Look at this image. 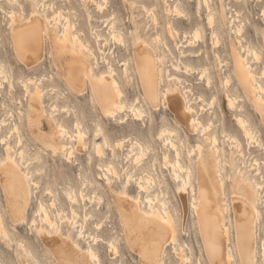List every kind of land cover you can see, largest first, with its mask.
<instances>
[{"label":"rangeland","instance_id":"1","mask_svg":"<svg viewBox=\"0 0 264 264\" xmlns=\"http://www.w3.org/2000/svg\"><path fill=\"white\" fill-rule=\"evenodd\" d=\"M19 1L20 3H11L10 0H0V8L2 6L4 9L0 10V61H3L7 65L9 73L13 76V85L9 83L8 77L5 80L0 77L1 80L3 79V83L0 80V119H8H6L7 122L4 121L6 124H0V135L8 136H5L9 138L6 141L7 144L11 141L10 145H14L16 148L19 147V136L22 137L23 135L22 140L27 145L29 156L33 158L30 161L29 168L31 171L33 170V177L38 180L39 185L37 187L32 185L33 192L31 193V202L25 211V220L16 222L9 215L8 204L0 184V209L5 216L10 232L8 238L3 239L0 237V260L6 264H24L21 258L23 257L27 264H35L37 260L42 264H58L51 257L42 238L37 234L35 224L32 223V219L36 218L37 225H42L40 216L37 214L40 198L47 203L50 202L51 198H56L57 205L51 206L49 209L57 220H60V229L67 236L71 245L78 243L84 249L87 248L88 241L91 240V236L89 237L87 232H90L97 237L94 246L99 253L102 264H142L139 256L133 252L125 238L124 230L115 207L114 196L119 195V192H124L134 197L139 196L142 208L149 210L145 200L147 192L140 191L137 181L140 175L150 173L156 179V183L152 184L150 192L158 193L160 197H165L177 217L179 243L183 246L185 252L191 256V260L186 262V264H209L203 249L197 218L189 206L187 208L184 207L181 200V195L186 197L190 195L189 189L186 188L185 193L179 191V184L183 181L177 180L173 175V169H176L174 168L176 166H173L172 163L171 165L166 164L163 157L168 146L165 144L164 138L160 139L158 132L167 123L166 120L173 123L171 110L161 102L158 109L145 104L143 106L145 113L141 119H136L133 112L129 110L120 112L115 116H104L98 106H96V103L91 99L92 91L90 87L82 95H77L69 89L61 77V73L54 63L52 56H50L49 51L51 53L53 51L51 40H47L45 58L33 68H26L16 58L10 39V16L8 11L13 10V7H15L18 11L17 17L25 19L33 11V8L40 14H43L45 6L48 5L45 14L48 17L51 29H57L61 32L63 27L68 25V22H66L67 24L64 22L66 20L65 17H63L64 20L61 19L59 22L52 19L54 17L52 8L56 6L64 7L65 11H68V15H66L67 20L71 19L70 21L68 20L71 23L68 26L72 27L74 24V27H72L76 31L74 34L79 33L78 36L84 39V41L89 42V44L91 43L90 45L95 50L96 57L98 58V66L94 69L95 74L103 72L108 67L103 57L111 60L119 72L128 102H133L140 95L139 80L133 69V61L131 60L133 46L136 44L138 37L148 40L154 46V50L164 56V80L161 83V89L163 90L168 86L177 88L179 94L186 92L195 109L199 111L202 120L205 123H208L211 118L215 121L214 127L219 130L220 144L225 149V184L229 196H231V182L236 168L247 166V164L254 161V158L260 161L259 167L261 168V174H255V177L264 183V122L261 121L258 111L239 84L233 71V60L231 57V43L239 37L238 32L235 31L236 24L240 23L237 18H234L237 16L236 11L247 19V21L243 20L242 22L245 23V40L255 47L261 44V29L264 27V0H211L210 3L217 10V20L220 23V31L218 33L220 37L217 44L213 40L212 28L207 23V8L203 5H201L200 9L198 8L201 0H105V2L98 0L99 2H104L102 10L98 9L96 2H94L96 0H85L86 2L83 0ZM177 1H181L184 10V13L182 12L183 15L179 16L174 12L168 14L166 10L168 5L175 4ZM34 5H37V7H33ZM143 6L145 8H154L158 21H155L153 14H150L147 10L148 8L145 9ZM19 13H22V15ZM224 18L227 19L226 23L224 22ZM232 19L234 20L232 25H230V20ZM113 20H116L114 25L118 29H116V35H119L117 40L114 38L116 35H111L110 30L111 21ZM169 22H172L179 30L178 36L173 37L169 32ZM199 26H203L205 30L203 38L189 44L187 39L193 36L195 29ZM96 32L102 34L98 42L97 37H95ZM120 34H123V38ZM158 34L162 36L160 41L157 40ZM187 35L189 36L185 37ZM106 37L108 38V42L105 44ZM119 37H121L122 41ZM169 47L173 53H171ZM101 49H104V52H101ZM182 51H184V54ZM217 53L220 54L221 58H218ZM69 58L70 56L68 55ZM219 59H221V62H219ZM251 61L257 72L261 73L264 70V58L261 62L259 61L260 63L253 58ZM124 62L129 65L133 72L130 80H127L123 76ZM176 64L181 68L176 69ZM204 70L207 72L204 73ZM208 78L211 80L210 85L208 84ZM262 79L264 81V76ZM36 86L37 88L39 86L43 90V106L48 115L44 118L45 120L43 119L44 124L42 123V129L51 132L52 126L56 125L55 119L49 117L52 112L72 132H76V124L77 122H81L83 128L87 130V148L85 150L88 151L84 150L85 152L82 154L75 153V156L72 154L69 159L64 152L54 154L50 148L46 149L48 147L44 146L41 140H37L32 135L24 117L28 109L26 89L28 88L27 90H29L30 87L35 92ZM225 90L229 94L237 95L236 106L229 107L227 103H224ZM199 95L202 98L204 97V100H201ZM215 95H217V98L214 100V103H211ZM55 105L58 106L56 107L58 110H54ZM239 113L247 115L254 126L253 133L255 134H253L254 139L251 138V143H248L251 139L244 134L237 123L236 118ZM15 121L17 122L16 125L19 126L16 129L21 130L17 133L16 130V132L12 131L15 129L12 128L11 132H8L10 131V126ZM98 124L103 127V131L111 143L116 144L118 142L115 148V158L113 157L111 147L108 145L104 146L106 155L102 158L96 155L93 142L103 140V136L95 137ZM211 127H208L209 130L206 128L207 132L204 131L205 133L203 132V134L201 129L196 130L194 133L189 132L188 134L179 129L178 141L180 147H182V150L180 148V154L182 151L181 158H178L179 160L181 159L180 162L185 164L191 161L193 166L196 167L198 160L196 144L198 141H204L206 135H211L214 131V127L212 125ZM6 132L8 133L6 134ZM12 133L14 134L10 136ZM226 135H236L239 137L243 143L241 149L246 153L245 157H237L234 166H231L229 161L230 144L232 143ZM136 140L144 143L148 149L147 154L140 162H135V154L129 153ZM6 142H1L0 140L1 157L4 155L3 150ZM193 148L195 149L189 154L190 151L188 150ZM137 149L138 147L134 145L133 152H136ZM207 149V146L203 147L204 152ZM170 152L174 157V150L170 148ZM110 161L114 163L116 169L119 171L118 177L112 176L111 189L104 179V171L108 168L107 164ZM101 165L107 167L103 168ZM21 167L23 170L26 169V165L23 162ZM130 174H133V177H131V181L128 183L127 179ZM83 177H86L88 181L86 182V186L82 185ZM92 180H96V186L91 182ZM74 187H76V192L80 188H83L85 193L93 197L92 202L88 201L89 196H85L86 199L84 201L81 199L87 205L85 208L82 205L80 206L81 216H79V221L76 224L73 223L71 204L69 203V197H67V193L71 192V190H68L74 189ZM47 189H51L50 191L56 195H52ZM261 194L264 195V188H262ZM260 202L262 219L258 226V248L260 250L259 260L264 264L263 199ZM86 211H92L94 216L85 221L84 215ZM81 223H84L83 230L87 233L82 237L79 236ZM97 223H99V226H97ZM109 240H114L118 243H115L119 247L116 256L113 254L115 257L110 254ZM27 249H30L28 253ZM165 255V262L163 264L178 263L179 258L175 256L171 245L166 248Z\"/></svg>","mask_w":264,"mask_h":264},{"label":"bare ground","instance_id":"2","mask_svg":"<svg viewBox=\"0 0 264 264\" xmlns=\"http://www.w3.org/2000/svg\"><path fill=\"white\" fill-rule=\"evenodd\" d=\"M103 1L105 2V0ZM210 1L211 0H201L198 8L200 9L202 7L201 5L207 8V23L212 28L213 40L214 43L217 44L220 37L218 36L220 23L217 20V10L211 5ZM10 2L20 3L19 0H10ZM94 2H96L98 9L102 10L104 2H99L98 0ZM33 7H37V5ZM47 9L48 5L44 8L45 12L40 14L33 8V11L30 12L29 16L25 17V19L17 17L18 11L15 7H13V10L8 11L10 16V39L16 58L22 62L26 68H33L45 58L47 52L46 43L48 39L51 40L53 51L52 53L49 51L50 56H52L54 63L61 73V77L64 79L69 89L77 95H82L87 91V88L90 87L92 91L91 99L96 103V106H98L104 116H115L120 112L129 110L133 112L136 119H141L145 113L143 107L145 104L158 109L160 103L163 102L165 107L170 109L173 114V119L171 118L173 123L166 120L167 123L158 132L160 139L164 138L165 144L168 146L163 157L166 164L171 165L172 163L173 166H176L174 167L176 169H173V175L177 180L183 181L179 184V191L185 193V189H189L188 192H190V195L187 197L181 195V200L184 207L187 208V206H189L197 218L203 249L209 264H262L259 260L258 226L262 219L260 200L263 199L264 202V195L261 194L264 183L255 177V174H261V168L259 167L260 161L254 158V161L252 163L250 162L251 164L249 163L247 166L236 168L235 175L232 177L231 182V196H229L224 175L225 149L220 144L219 130L214 127L215 121L211 118L208 123H205L186 92L183 91L184 93L179 94L177 88L168 86L163 90L161 89V83L164 80V56L155 51L154 46L151 45L148 40L138 37L136 40L137 42L135 41L136 44L133 46L131 60L133 61V69L139 80L140 95L137 96L133 102H128L115 64L111 60H108L107 57H103L108 67L104 69L103 72L95 74L94 69L98 66V58L96 57L95 50L90 45L91 43L89 44V42L84 41V39L78 36V32V34H74V32H76L72 29L74 24L72 27L68 26L71 24L69 23L71 19H68V21L66 18L68 11H65V8L61 6L52 8V13L54 15L52 19L59 22L65 17L67 21L65 20L64 22H68V25H65L66 27L64 26L65 23L63 24L65 28L63 27L61 32H59L57 29H51L50 22L45 14ZM0 10H4L2 6ZM147 10L150 14H153L155 21H158L154 8H148ZM166 10L168 14L174 12L179 16L183 15L182 12L184 13L181 1L168 5ZM19 14L22 15V13ZM236 15L237 16L234 18H237L240 23H237L235 26V31L238 32L239 37L237 38L236 35L237 39L231 43L233 71L244 93L258 111L261 121L264 122V81L262 79L264 70H262L261 73L257 72L251 61L253 58L255 61L261 62L264 58V27L261 29V44L255 47L253 44L246 41L244 37L245 23L242 22L243 20L247 21L246 17H242L238 11H236ZM226 18H224L225 23L227 22ZM233 20L234 19L230 20V25H232ZM115 21L116 20L111 21L110 25L111 35L114 34L113 36L116 35L117 29L114 25ZM168 27L173 37L178 36L179 30L172 22H169ZM204 32L203 26L197 27L193 36L187 39L189 44L201 40ZM120 35L123 38V34ZM101 36L102 34L100 32H96L95 37H97V42ZM118 36L119 35H116L114 38L117 40ZM188 36L189 35L185 37ZM121 37L119 38L121 39ZM119 38L118 40H120ZM161 39L162 36L158 34L157 40L160 41ZM107 42L108 38L106 37L105 44ZM101 50V52H104V49ZM169 50H171L170 47ZM171 53H173L172 50ZM182 53L184 54V51H182ZM68 55L70 56L69 59ZM217 56L221 58L219 53H217ZM219 60V62H221V59ZM126 62L123 63L125 67H123L122 73L127 80H130L133 72L127 64L128 62ZM175 68L179 69L181 67L176 64ZM206 70H204V73L207 72ZM0 77L4 78V80L8 77L9 83H13V76L9 73L7 65H5L3 61H0ZM210 82L211 80L208 78L209 85ZM38 88L36 86L35 92H33L30 87L29 90H27L28 88L26 89L28 109L24 117L26 118L27 126L32 135L37 140H41L42 144L48 147L46 149L50 148L54 154L64 152L69 159L72 154L75 156V153L82 154L88 151L85 150V148H87V130L83 128L81 122H77V130L76 132H72L68 126L62 121H59L55 113L52 112L49 117L55 119L56 125L52 126L51 132L42 129V123L44 124L43 119L46 118L47 113L43 106V90L39 86ZM199 97L201 100H204V97L202 98L201 95H199ZM236 97V94H229L226 91L224 92V103H227L229 107L236 106ZM216 98L217 95L214 96L211 103H214ZM56 107L58 106L55 105L54 110H58ZM239 108L241 107L239 106ZM6 119L7 118L0 119V124H6L5 122L8 120ZM236 120L244 134L250 139H254V126L249 117L244 113H239ZM15 122L10 126V131L8 132H11L12 128H15L12 131L16 130L17 133L21 130L16 129V127L18 128L19 126H17V122ZM211 125L214 127V131L211 135H206L207 137L204 135V141H198L196 144V149H198L196 167L193 166L191 161L185 164L180 162L181 159L179 160L178 158L182 155V151L180 154V148L182 150V147H180L178 141L179 129L185 134L189 132L194 133L196 130L201 129L203 134L206 128L209 130L208 127H211ZM8 132H6V134ZM13 134L14 133L10 134V136ZM5 136L0 135L1 142H6L9 139L6 138L8 136ZM96 136H103V140L93 142L96 155L101 158L106 155L104 146L108 145L111 147L114 157L116 155L115 148L118 142L116 144L111 143L100 124H98L96 128L95 137ZM226 136H228L227 138L230 139L232 143L230 144L231 151L229 154V161L231 166H234L237 157H245L246 153L241 149L243 143L239 137L236 135ZM22 137L19 136L18 138V142L20 143H18V148L14 147V145H10V137V142L8 144L7 142L5 143L6 146L3 150L4 155L2 157L0 155V184L8 204L9 215L16 222L25 220V211L31 202V193L33 192L32 185L35 187L39 185L38 180L33 177V170L31 171L29 168L30 161L33 158L29 156L27 145L23 142L24 140H22ZM252 139L249 140L250 142L248 141V143H251ZM258 142L257 144H259ZM134 145L138 147L136 152H133ZM134 145L129 153L135 154V162H140L147 154L148 149L144 143L139 140H136ZM205 146L208 148L206 152L203 150ZM170 148L174 150V157L171 155ZM194 149L195 148L188 150L190 151L189 154ZM22 162L26 165L25 170L21 167ZM244 163H246V161H244ZM107 166L108 168H106ZM107 166H103V168H106L104 171V179L111 189L112 176L118 177L119 171L111 161ZM131 177H133V174L128 175V183H130ZM86 182H88L86 177H83L82 185L86 186ZM91 182L96 186V180H92ZM155 183L156 179L150 173L140 175L137 181L140 191L147 192L145 200L149 210L142 208L139 196L134 197L124 192H119V195L114 196L115 207L124 230L125 238L133 252L139 256L142 264H163L165 262L166 248L169 245L172 246L175 256L179 258L177 264H186V262L191 260V256L185 252L183 246L179 243L177 217L171 209L169 201L165 197H160L158 193L150 192L153 186L152 184ZM75 189L76 187H74V189H69L68 191L71 190V192L67 193V197H69V203L71 204V217L73 223L76 224L79 221V216H81L80 206L82 205V207L85 208L87 205V203L82 202L81 199L84 201L86 199L85 196H89L88 201L92 202L93 197L85 193L83 188H80L77 192ZM50 190L47 189V191ZM51 194L54 196L56 195L52 192ZM56 205V198H51L49 203L40 198L38 201L37 214L40 216L42 225H37L36 218L32 219V223L35 224L37 229V234L42 238L51 257L56 260L58 264H102L99 253L94 246L97 237L93 233L87 232L88 236H91V240L88 241V246L85 249L78 243L75 245L69 243V239L60 229V220H57L49 209L51 206ZM93 216L94 213L92 211H86L84 220L86 221ZM97 226H99V223H97ZM80 227L79 236H85L87 233L83 230L84 223H81ZM9 236V228L5 216L0 209V237L6 239ZM108 242L111 249L110 254L112 256L115 254L116 256L119 247L115 245V243H118L114 240H109ZM20 244L23 245L22 243ZM28 250L30 249H27V253ZM21 258L23 263L27 264L23 257ZM0 264L6 263L0 260ZM35 264L42 263L37 260Z\"/></svg>","mask_w":264,"mask_h":264}]
</instances>
